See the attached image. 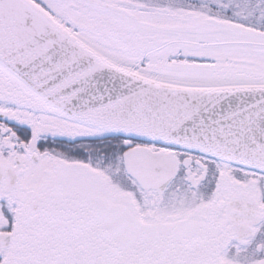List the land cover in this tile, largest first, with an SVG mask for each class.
<instances>
[{"label":"snow or ice","instance_id":"1","mask_svg":"<svg viewBox=\"0 0 264 264\" xmlns=\"http://www.w3.org/2000/svg\"><path fill=\"white\" fill-rule=\"evenodd\" d=\"M0 264H264V0H0Z\"/></svg>","mask_w":264,"mask_h":264}]
</instances>
